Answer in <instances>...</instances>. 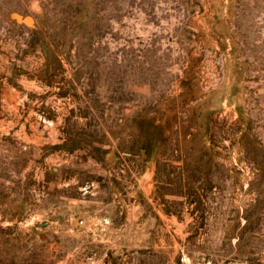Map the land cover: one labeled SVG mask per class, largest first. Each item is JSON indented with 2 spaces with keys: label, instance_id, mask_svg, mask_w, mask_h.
Segmentation results:
<instances>
[{
  "label": "rangeland",
  "instance_id": "rangeland-1",
  "mask_svg": "<svg viewBox=\"0 0 264 264\" xmlns=\"http://www.w3.org/2000/svg\"><path fill=\"white\" fill-rule=\"evenodd\" d=\"M0 264H264V0H0Z\"/></svg>",
  "mask_w": 264,
  "mask_h": 264
}]
</instances>
